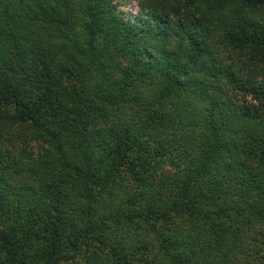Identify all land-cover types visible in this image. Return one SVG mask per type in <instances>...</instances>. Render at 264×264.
Here are the masks:
<instances>
[{
  "label": "trees",
  "instance_id": "16d2710c",
  "mask_svg": "<svg viewBox=\"0 0 264 264\" xmlns=\"http://www.w3.org/2000/svg\"><path fill=\"white\" fill-rule=\"evenodd\" d=\"M0 0V264H264V0Z\"/></svg>",
  "mask_w": 264,
  "mask_h": 264
},
{
  "label": "rangeland",
  "instance_id": "374dc122",
  "mask_svg": "<svg viewBox=\"0 0 264 264\" xmlns=\"http://www.w3.org/2000/svg\"><path fill=\"white\" fill-rule=\"evenodd\" d=\"M118 9L122 12L125 18H135L140 13V0H115Z\"/></svg>",
  "mask_w": 264,
  "mask_h": 264
}]
</instances>
